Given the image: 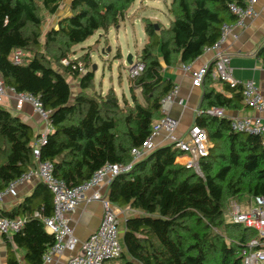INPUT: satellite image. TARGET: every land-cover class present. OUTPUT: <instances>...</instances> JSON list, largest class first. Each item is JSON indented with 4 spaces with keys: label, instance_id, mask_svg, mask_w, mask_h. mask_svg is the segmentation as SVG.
Listing matches in <instances>:
<instances>
[{
    "label": "trees",
    "instance_id": "trees-1",
    "mask_svg": "<svg viewBox=\"0 0 264 264\" xmlns=\"http://www.w3.org/2000/svg\"><path fill=\"white\" fill-rule=\"evenodd\" d=\"M61 1L0 0V76L4 85L38 96L50 111L52 129L39 146V158L52 162L55 177L75 186L105 163L130 162L131 148L151 133L152 123L162 115L160 99L173 87L161 75L162 65L187 63L201 55L218 39L222 24L235 20L229 4L242 3L171 0L167 27L156 22V28L143 17L148 37L138 53L143 69L130 79L131 103H120L113 90L105 95L94 91L91 70L79 74L61 59L97 30L117 26L133 0H71V14L41 34L44 12L54 14ZM16 48L29 53L19 64L8 59ZM74 61L88 68L89 55ZM67 76L79 78L78 91L72 90ZM205 82L214 81L206 76ZM232 91L227 97L205 87L199 108L238 107L241 93ZM193 123L205 129L210 142L207 155L199 160L201 175L177 162L181 153L169 143L155 147L129 172L110 181L107 198L114 207L128 206L139 214L125 220V252L102 264H132L127 255L141 264H241L242 244L257 233L227 222L224 214L231 199L243 202L264 195V145L258 135L232 131L226 118L200 114ZM35 137L29 125L0 104V190L35 166ZM40 185L43 201L36 210L49 216L52 193ZM34 211L22 214L25 224L11 234L29 264H37L53 243ZM0 215L14 217L2 211ZM7 264H19L14 253Z\"/></svg>",
    "mask_w": 264,
    "mask_h": 264
},
{
    "label": "built area",
    "instance_id": "built-area-1",
    "mask_svg": "<svg viewBox=\"0 0 264 264\" xmlns=\"http://www.w3.org/2000/svg\"><path fill=\"white\" fill-rule=\"evenodd\" d=\"M257 0H241L242 4L230 3L229 9L235 15V20L231 23H223L220 28L218 39L204 51H212L211 62H205L198 67H193L189 61L182 63L181 68L187 72L191 78V84L200 87L204 78L209 76L214 82L223 83L232 90L241 93L243 104L260 115H246L243 117L229 118V126L232 131L258 135L261 144L264 145V96L253 79L239 80L232 74L230 67V53L223 44L229 36L237 37L234 32L235 27H244L246 19L256 16L257 11L254 4ZM264 48V41L259 45V49ZM29 53L24 49L16 48L8 54V59L19 64ZM75 58L65 56L61 59V64L69 66L79 74L87 71L82 61H74ZM264 66V59H259ZM143 62L138 55L128 65L130 78H134L141 73ZM12 96L15 108L21 109L24 104H29L34 113L40 116L44 127L38 137L32 142V154L36 160V165L20 174L16 179L10 181L8 185L0 190V200L4 195L16 194V187L24 182L37 179L52 193L53 211L49 216H42L37 210L33 215L41 218L44 230L53 236V243L44 252L41 260L37 264H50L54 258L60 257L64 252L68 253L62 264H102L105 260L118 257L122 252V246L118 237V218L114 205L106 195L110 181L118 174L127 172L132 168L139 158L147 155L155 148L152 137L163 132L174 147L186 156L183 165L192 168L201 175L199 160L206 156L210 142L205 129L198 124L192 123L187 131V138H177L174 131L178 120L163 111L151 127V133L142 143L130 150L131 160L128 164L105 163L82 183L69 186L63 180L53 175V165L49 160L39 158V146L46 142V136L51 131L50 111L43 108L38 96L29 93L16 91L13 87L4 85L0 78V103L6 94ZM178 93V85L168 91L161 99L160 106L172 101ZM195 116L206 114L218 118H226L223 107L209 106L207 108H195ZM98 201L101 203L102 213L97 228L91 232L87 238L80 241L73 232L69 222L68 214L72 213L79 203ZM227 222L240 224L243 227L251 228L257 233V237L252 238L242 244L240 249L241 264H264V195H254L245 207L236 203L227 205ZM27 220L26 216L18 215L8 217L0 215V235H10L18 232Z\"/></svg>",
    "mask_w": 264,
    "mask_h": 264
},
{
    "label": "crops",
    "instance_id": "crops-1",
    "mask_svg": "<svg viewBox=\"0 0 264 264\" xmlns=\"http://www.w3.org/2000/svg\"><path fill=\"white\" fill-rule=\"evenodd\" d=\"M70 2L71 0H62L58 10L54 14H48L47 12H44V15L50 17L48 28L55 27L60 18L69 16L71 14ZM254 8L257 11L256 16L251 19H246L244 27H235L234 32L237 34V37L235 38L229 36L223 46L230 53L229 63L232 69L233 76L239 80L253 79L264 96V66L259 60L264 59V50L259 51V45L264 41V0H257L254 4ZM40 15L42 19V11ZM149 19H151L153 22H158L153 18ZM142 28L144 31L143 23ZM147 40L148 37L145 33V40L143 45L147 42ZM73 53L74 51L72 50L71 54L67 56L77 58L78 56H81L86 52L77 56H75ZM87 54L89 55L90 62L91 54L90 52H87ZM118 55L119 57H121L120 52L116 54V56ZM212 58V51H204L201 55L190 62L192 63L193 67H198L205 62H211ZM181 64H176L173 66L162 65L161 75L165 79L170 80L173 85H178V93L172 101L166 102L163 106H160V112L163 113V111H165L170 116L178 120L177 127L174 131L175 137L187 138L188 128L194 122V110L195 108L200 107V104H202V95L204 88H213L216 92H219L227 97H230L233 94V91L232 89L228 88L227 85L219 82H205L202 83L200 87L192 86L190 75L182 70ZM68 82L70 83V86L74 92L80 89L78 77L69 76ZM128 85L130 86V80ZM135 89L140 93L139 88ZM86 91L90 92L91 90L88 89ZM97 93L104 95L102 91ZM0 104L5 108L10 109L16 116H18L23 122H25L33 129L34 135H36L34 140L38 137L39 133L44 127V124L40 116L33 112L32 107L29 104H24L19 110L16 109L14 99L9 94V92L6 94V96L3 97ZM224 110L227 115L226 119L228 120L231 117L235 118L243 117L246 115H260L258 114V112L247 108L243 104L242 100L240 101L238 107L224 108ZM262 115H264V113ZM152 141L155 144V147L171 143L163 132L154 135L152 137ZM185 158L186 156L184 154L178 155L176 157V161L183 164ZM40 183L41 182L37 179H33L29 182L19 184L16 187L15 195L6 194L0 200V211L4 212L7 215L12 214V216L25 214L28 209L29 211H37V206L39 207V204H42L43 201ZM107 193L108 191L106 190V195ZM250 201L251 199L243 202L231 199L229 202L236 203L242 207H245L250 203ZM114 209L118 218V237L122 246V250L123 252H125V248L123 245L125 220L128 216L138 215L139 212L128 206L114 207ZM101 213V203L98 201H91L86 203H79L76 206L75 210L67 215L69 218V222L73 228V232L80 241L85 240L87 236L97 228ZM12 253H14L15 258L19 264H29L24 258L25 250L16 246V244L11 239V234L0 235V264H7V258ZM67 256L68 253L64 252L60 257L54 258V260L50 264H62ZM127 257L132 262V264H141L138 260L133 259L128 255Z\"/></svg>",
    "mask_w": 264,
    "mask_h": 264
},
{
    "label": "rangeland",
    "instance_id": "rangeland-1",
    "mask_svg": "<svg viewBox=\"0 0 264 264\" xmlns=\"http://www.w3.org/2000/svg\"><path fill=\"white\" fill-rule=\"evenodd\" d=\"M170 2L171 0H133L125 11L123 19L119 21L118 27L110 26L107 30L99 29L72 46L75 56L90 52L88 69L92 70V64H96V69L92 71L93 86L96 92L102 91L105 95L113 90L120 103L123 102V98L131 102V91L128 85L131 78L128 73L126 56L131 54L134 60L144 43L142 17L153 18L163 27L168 26L172 19L168 10ZM49 20L50 17L43 14L42 34L48 28ZM118 52L121 53V57L116 56ZM134 92L141 100L139 91L134 89ZM224 217L225 220L228 219L227 213Z\"/></svg>",
    "mask_w": 264,
    "mask_h": 264
},
{
    "label": "water",
    "instance_id": "water-1",
    "mask_svg": "<svg viewBox=\"0 0 264 264\" xmlns=\"http://www.w3.org/2000/svg\"><path fill=\"white\" fill-rule=\"evenodd\" d=\"M154 25H155L156 28H158V27H157V23H154ZM115 27H118V25L115 26ZM126 62H127V64H130V63L132 62V55H131V54H128V55L126 56ZM91 69H92L91 71H94V70L96 69V65L93 64Z\"/></svg>",
    "mask_w": 264,
    "mask_h": 264
},
{
    "label": "bare ground",
    "instance_id": "bare-ground-1",
    "mask_svg": "<svg viewBox=\"0 0 264 264\" xmlns=\"http://www.w3.org/2000/svg\"><path fill=\"white\" fill-rule=\"evenodd\" d=\"M128 65H129V64H128ZM177 124H178V123H177ZM142 158H143V157L139 158L138 160H140V159H142ZM138 160H137V161H138ZM127 172H129V171H127ZM127 172H123V173H127Z\"/></svg>",
    "mask_w": 264,
    "mask_h": 264
}]
</instances>
